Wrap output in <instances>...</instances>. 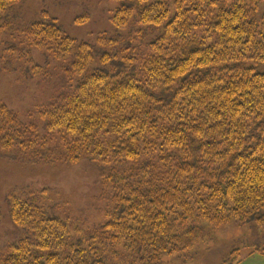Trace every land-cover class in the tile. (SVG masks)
<instances>
[{
  "label": "trees",
  "instance_id": "trees-1",
  "mask_svg": "<svg viewBox=\"0 0 264 264\" xmlns=\"http://www.w3.org/2000/svg\"><path fill=\"white\" fill-rule=\"evenodd\" d=\"M18 1L0 0V17ZM261 1L126 0L113 24L134 19L157 32L123 50L119 38L103 41L109 51L70 36L47 10L26 25L29 45L64 64L69 89L38 121L2 104L0 149L37 162L89 156L110 206L74 238L81 230L66 219L10 198L11 219L28 234L0 251V264H167L166 254L201 242L203 223H264Z\"/></svg>",
  "mask_w": 264,
  "mask_h": 264
},
{
  "label": "rangeland",
  "instance_id": "rangeland-1",
  "mask_svg": "<svg viewBox=\"0 0 264 264\" xmlns=\"http://www.w3.org/2000/svg\"><path fill=\"white\" fill-rule=\"evenodd\" d=\"M126 0H19L0 17V106L7 105L24 121H38L40 112L54 98L67 91L69 84L64 64L45 48L31 47L24 33L28 23L38 19L43 10L56 17L62 29L78 40L111 51L103 43L120 39V48L150 41L157 31L132 20L129 26L113 24L116 9ZM264 13V1L257 18ZM143 35V34H142ZM132 41V42H131ZM141 52L142 48L138 47ZM137 51V52H138ZM97 66H99L97 64ZM107 68H111L107 66ZM264 70V65L262 67ZM101 167L84 156L78 162H37L15 149H0V251L27 236L10 215V198L29 199L43 206L49 214L70 224L74 238L103 223L110 206L107 188L102 184ZM204 225V237L191 253L166 254L167 264H224L232 250L238 249L237 264H264V223L232 221L221 226Z\"/></svg>",
  "mask_w": 264,
  "mask_h": 264
}]
</instances>
